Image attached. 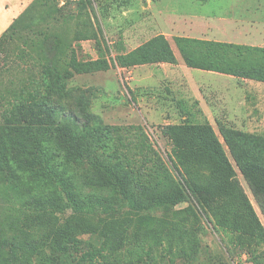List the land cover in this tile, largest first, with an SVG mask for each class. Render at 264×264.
Wrapping results in <instances>:
<instances>
[{
    "label": "trees",
    "instance_id": "obj_1",
    "mask_svg": "<svg viewBox=\"0 0 264 264\" xmlns=\"http://www.w3.org/2000/svg\"><path fill=\"white\" fill-rule=\"evenodd\" d=\"M38 2L49 0L30 2L0 35V48L36 26L30 18ZM51 38L48 54L23 41L43 60L41 83L15 99L0 123V264H141L159 257L188 264L200 248L201 214L249 264H264V225L237 177L239 171L264 213V136L219 124L221 141L208 120L187 112L161 128L171 142L169 165L144 140L133 144L141 153L133 158L91 111L94 91L68 83L107 69L111 52L119 67L175 64L169 40L158 34L120 52L102 38L99 58H79L72 46L64 61L59 38ZM175 43L189 67L264 82V47L185 36Z\"/></svg>",
    "mask_w": 264,
    "mask_h": 264
},
{
    "label": "rangeland",
    "instance_id": "obj_2",
    "mask_svg": "<svg viewBox=\"0 0 264 264\" xmlns=\"http://www.w3.org/2000/svg\"><path fill=\"white\" fill-rule=\"evenodd\" d=\"M256 5V0H49L43 6L38 2L33 10L35 13L30 18V22L36 26L30 31L22 30L23 38L6 39L4 47L0 48V123L5 122L15 99L34 93L36 86L41 83L43 60L38 56L32 58V50L23 43L26 38L30 43L35 42L37 51L42 50L44 54H48L54 45L51 36H57V51L61 52V56L64 55L58 59L66 61L65 54L72 46L76 48L79 58L97 59L100 56L99 46L103 48L102 38L110 45H118L120 52H123L163 34L169 40L178 62H182L175 37L181 33L183 26L181 23H174V9L212 16L259 15L260 9L254 8ZM114 57V52L105 56L109 63L107 69L76 74L69 80L68 86L91 88L94 91L91 111L103 124L114 129L115 143L119 137L123 144H127L128 155H133V158L141 155L134 154L136 149L133 144L144 140L169 165L171 142L161 132V128L168 123L182 122L187 112L194 113L197 121L208 120L222 141L219 124L230 125L234 121L240 123L245 119L244 111L241 109L240 112L238 107L236 115H230L225 107L222 109L221 93L218 92L222 86L229 85L231 97L237 101L242 97V102L245 91L252 89L256 91V96L262 93L258 100L261 101L260 107L264 106V82L250 81L242 88L238 79H228L224 77L227 75H212L207 71L190 68L193 74L188 76L192 85L185 77H180L176 88L171 85L175 83L174 80L167 75L166 67L169 63L119 67L112 60ZM196 95L200 99H195ZM200 101L207 114L200 107ZM237 101L235 105L238 104ZM63 108L68 110L71 104L66 102ZM136 126L142 127L145 136H142L141 129ZM251 133L264 136V128ZM125 150L126 148L123 149ZM237 177L264 225V213L239 171ZM184 205L185 203L177 207ZM201 217L203 230L200 248L196 258L188 264H249L245 253L235 247L229 248L227 236L222 231H217L202 214ZM87 238L88 236H83L84 240ZM87 249L84 245L82 250ZM79 254L80 252L77 257ZM141 264L166 262L160 257L145 258Z\"/></svg>",
    "mask_w": 264,
    "mask_h": 264
},
{
    "label": "crops",
    "instance_id": "obj_3",
    "mask_svg": "<svg viewBox=\"0 0 264 264\" xmlns=\"http://www.w3.org/2000/svg\"><path fill=\"white\" fill-rule=\"evenodd\" d=\"M32 1L33 0H0V35ZM256 3L258 5H256L257 7L255 6L254 8L260 9L261 13L259 15L212 16L210 14L196 13L194 11L182 12L174 9V23H181L180 25L183 26L181 33H179L178 36L264 47V4L260 5V3H264V0H256ZM159 11L162 10L159 9ZM187 20L189 23H187ZM184 65L189 67L182 62H177L175 64L169 63L166 67L167 75L170 76V78L175 82L171 83L172 87L177 88V82L179 81L180 77H185L187 82L192 85L188 76L193 74V70H189L192 67L186 68ZM203 71H207L212 75H227L224 77L228 79H238V81H240L239 86L242 88L249 84L250 81H255L246 78H235V76L232 75L210 70ZM219 90L220 91L218 92L221 93L220 99L223 110L225 107L230 115H236L235 112L238 110L242 112V109L244 111L243 114H245V119H243L240 123L239 121L236 122L233 120L234 123L232 122L230 124L229 122L230 125H233L235 128L250 132L258 131L264 128V106L261 108V101L258 100L261 98L262 93H260L259 96H256V91H253L252 89L250 91H245V95L242 99L244 102H242V97H240L238 101L231 97V94L229 93V85L222 86ZM195 97V99L199 98L198 95ZM236 101L238 102L237 105H235ZM199 104L204 113L207 114L205 111V106L201 101ZM261 125L263 126L260 127Z\"/></svg>",
    "mask_w": 264,
    "mask_h": 264
}]
</instances>
